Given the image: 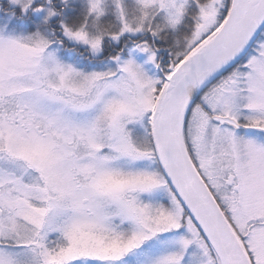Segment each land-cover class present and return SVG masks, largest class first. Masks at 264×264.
<instances>
[{
  "label": "snow or ice",
  "instance_id": "snow-or-ice-1",
  "mask_svg": "<svg viewBox=\"0 0 264 264\" xmlns=\"http://www.w3.org/2000/svg\"><path fill=\"white\" fill-rule=\"evenodd\" d=\"M0 264H264V0H0Z\"/></svg>",
  "mask_w": 264,
  "mask_h": 264
}]
</instances>
